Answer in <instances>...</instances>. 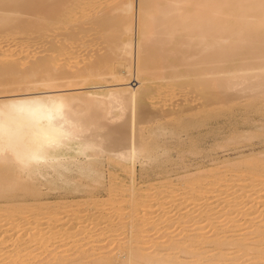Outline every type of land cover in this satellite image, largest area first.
Returning a JSON list of instances; mask_svg holds the SVG:
<instances>
[{"label": "bare ground", "instance_id": "6f19581e", "mask_svg": "<svg viewBox=\"0 0 264 264\" xmlns=\"http://www.w3.org/2000/svg\"><path fill=\"white\" fill-rule=\"evenodd\" d=\"M19 33L37 35L39 52L15 58L18 48L0 45V231L18 226L31 201L56 218L51 191L104 190L110 201L123 194L127 212L91 227L123 221L127 243L121 256L74 245L39 262L27 245L47 248L62 232L28 240L44 229L34 223L7 264H262L264 158L236 157L224 174L197 166L179 182L172 174L188 153L213 150L215 106L264 103V0H0V34Z\"/></svg>", "mask_w": 264, "mask_h": 264}, {"label": "rangeland", "instance_id": "374dc122", "mask_svg": "<svg viewBox=\"0 0 264 264\" xmlns=\"http://www.w3.org/2000/svg\"><path fill=\"white\" fill-rule=\"evenodd\" d=\"M62 25L64 26L63 23H61V26ZM58 26H60V25H58ZM19 35H24L26 37V39H28L29 43L28 42L26 43L27 40L24 37H20ZM29 35L31 36V35H33V33H29V34H24V33L20 34L19 33L18 35L12 34V36H14L15 38H18V36H19L18 39H13V37L10 35L8 38V37H6V36H8L7 34H2V35L0 34V45L4 44V42H6L7 44L9 43L10 45H14L16 47L15 51L18 48L17 50H19V51H17V52L18 53L20 52V54L15 58H19V57L22 58V56H26L27 54L30 55L31 53L37 52V51H32V50H35L37 48L36 47V39H35V38H37L36 37L37 35L35 36V34H34L32 36V39L35 40V42L31 39V43L29 40V38H31V37H28ZM34 36H35V38H34ZM4 38L5 39L8 38V39L5 40ZM21 38H23L25 40L22 41L23 39H21ZM11 39H13L14 41ZM21 43H22V45H21ZM36 56L38 57L37 54H36ZM29 60H32V59H29ZM136 83L137 82L134 81V78H133L131 83H129V84L131 86V84L135 85ZM93 89L98 90L99 87L95 86ZM170 89H173V87L166 88V90H170ZM250 102H253V101L245 100L244 98H242L241 100L239 99V100H235L233 102H230L227 107L224 105H220V106L217 105L214 107L215 110L213 109L214 111L212 113V117L210 118V120L213 123L212 128L215 131L216 137H215L214 145L212 144L213 150L212 151L209 150L212 152V153L209 152V154H211V155L208 154V152H207L208 150H200V152L195 153V154L188 153V155L185 158H183L184 161H186V163L189 165L187 167L188 170H187V168L184 167L185 169L178 170L176 172L177 174L176 173L172 174V179H174L175 182H179V181H177L178 179H180L179 177L183 178L184 175H185L184 177H186L187 173L192 174L195 171H197L195 169V167L197 168V166H199V167L201 166L204 168V167H210V166H213L216 164L215 169L217 171V174H220V173L224 174L226 172L229 173V170L231 171L233 169L232 168L233 166L232 167L228 166V163L230 160H233V159L235 160L237 158H240L241 156L245 157L249 160L251 159V156L255 157V158H257L259 156L260 159L264 158V107H263L264 103H263V100L260 101L259 103H256L255 105L253 103L251 104ZM231 140L233 143L231 142ZM191 156H193V157H191ZM259 157L257 158L258 160H259ZM249 160L245 161L248 163L247 167L254 168L256 166V165H254L255 163H252ZM260 163H262V164L259 165V167L256 166L257 169H259L260 167L263 168L264 162L261 161ZM224 166H227V167H224ZM244 166L245 165L240 164V167L239 166L238 167H239V169L240 168L243 169ZM222 167H224L225 169H222ZM230 168H232V169H230ZM256 168H254L253 170H255ZM189 169H190V171H189ZM217 169L218 170L220 169L219 170L220 173ZM257 169H256V173H258V172L260 173L261 170H257ZM138 170H140V167H138ZM233 170L231 172H233ZM262 170H264V168ZM178 172H180V174ZM251 172H252V170H251ZM140 174L141 173H139V175ZM248 174H250V173L246 174L247 178L249 176H251V175L248 176ZM260 174H262L261 178L263 181L264 180L263 179L264 178V171H263V173H260ZM120 176H122V177L119 178L118 182L116 181L117 183H119V181L121 182L123 177L126 179V177L123 176V174ZM141 176L142 175L139 176V180H138V182H140V183L142 182V180H140ZM252 176H255V174H253ZM252 176H251V178H252ZM253 178H255V177H253ZM125 179H123V180H125ZM224 180H227V179H224ZM124 182L127 183L128 182L127 179ZM138 188H140V186ZM263 188H264V186H263ZM62 191H64V190L51 191V193L49 195L45 196L46 198L49 199V200H47V202L45 204H46V206H49L50 204H51V206H53V205L57 206V208H58L57 212L59 213V215L54 219H56V220L60 219V218H62L68 214V216H70V218H71V221H69L68 223H62L61 224L62 221L56 222L54 219L48 220L50 217V215H49L50 210L48 208H50V206L45 207V209L43 207V209H44V211H43V209H41V208L39 209L38 207H35V209H34V206L30 205V204H32L33 201H31V203L29 202L30 204L25 203L24 204L25 211L32 209V210H30L29 214L27 212L25 214H18L16 217H14V218H16V220L19 218L18 221H20L22 226L19 223L18 226H16L14 228L15 230L14 229H12V230L5 229V230L0 231V236L2 234V237L0 238V240L2 241V242L0 241V245H1L0 248H4L5 251H8L9 249L10 250L12 249V245H13V249L11 250L12 252H10L6 256L0 258V264H7L9 260H11L12 258H15L16 251H14V249H15L14 245L17 244V241L19 239L18 237H20L22 234H25V231L22 232V230H25V229H22L24 227L23 225H25L26 227H28V226L32 227L31 224H34V223L43 224V226H44L43 230L44 231L41 230L39 233H32V232L29 233L30 236L27 237L28 240H31L30 237L33 236V238H34V236H35L36 238H42L43 237L44 239L42 241H46L51 237V236L48 237L49 235H52L56 232H59V233L62 232V234L58 237V239L56 238V240H54L53 245H52V243H48L49 245L46 244L47 248H45L44 245L42 246V243L38 244L37 246L35 245V243H32V244L29 243V245H27L26 248L30 247V249H28V253L31 255L30 258L36 256L39 258V259H37V261H39V262H42V261L45 262L46 260H48L50 257V254L53 252V250L54 251L58 250L57 252H61V251H63V252L67 251L68 252V250L70 251L71 247H74V245L76 247V249H75L76 251H78L81 247L86 246V245H88L89 247L93 246L94 247L93 254H96V256H97L100 253H102V255L103 254L106 255L109 253V250H114L116 248H119V245L121 248V246H123L127 243V237H126L127 236V234H126L127 233V227H126V225L124 227L123 221H120V223H117L116 227L114 226V227H112V229L110 228V230L105 229V228L100 229L99 227H98V229L97 228L92 229V227H91L94 222H97V220H98V223L101 220H102L101 222L103 223V221H106L108 219H111L112 221H113V219L115 220L116 216H118V215H119V217H122V218L125 217V213L127 212V209H126L127 207L125 208L123 205H121L119 203L123 199V197H122L123 194H121V196H120V193H117V196L115 195L116 197L114 196V198L111 199V201L113 200L112 202L115 203L116 205H114V204L112 205V203H111V205H109L111 201L109 200V197H107L108 193L104 190L103 191L101 190L102 192L99 191V193H98V191H95V192H92L91 194H89V193L83 194L84 192L82 194L81 193H71V192H66V191H64L65 193H62ZM68 195L70 197H68ZM72 195L74 196V198ZM92 195L95 197H93ZM64 196L66 198H70V199H60V200L57 199L59 197H64ZM118 196H120V197H118ZM261 197H262V199L264 198V189L262 190ZM70 201H72V203H69V204L66 203V202H70ZM117 201H119L118 204L116 203ZM61 204H64V205L62 206ZM66 204L70 206V209ZM87 204H89L90 207L91 206L94 207L93 209H95L96 211H100L101 209H106V208H109V209H108V211L106 210V212H107L106 215H103V217H100L97 215L98 213H96L95 210L90 211V212L86 211V209L90 208ZM90 204H92V205H90ZM31 206H33V207H31ZM114 206H115V209H114ZM119 206H123L122 208H125L126 210L125 209H123V211L119 210ZM60 207L62 209H60ZM262 208H263L262 210H264V206ZM117 210H119V211H117ZM122 213H124L123 214L124 216H121ZM112 217H113V219H112ZM263 218H264V213H263L262 219ZM86 219H87V221L84 222L87 225L86 227H84L82 229L78 228L77 231L74 232V234H71V235L69 234L71 231L70 228H72L73 225H75V223L78 222V220L84 221ZM47 222L49 224H47ZM121 222H123V224ZM104 223H103V225H104ZM103 225H101L100 227H102ZM19 226H21V227L19 228ZM65 227H67V228H65ZM65 229H66V231H65ZM6 232H7V235L10 234V232H11L12 236L10 235L11 236L10 238H9V236L6 237ZM67 232H69V233H67ZM64 233L67 236L64 235ZM106 233H109L108 235H106V237H104L105 235L101 236L102 234H106ZM81 234H85V235H87V237L84 236V239H81V238H83V236L80 237ZM62 235L64 237H62ZM103 237H104V239H103ZM125 241H126V243H125ZM13 243H15V244H13ZM122 243H123V245H122ZM50 244H51V246H50ZM105 246L109 247V248H107L108 251L101 250V248L105 249L106 248ZM103 251H105V252H103ZM115 252H116V254H114V251H113L114 256H119V255L121 256V254H122L117 249L115 250ZM70 254H71V252H70ZM118 260L120 261V259H118ZM248 263H249V261L247 262V264ZM261 263L264 264V260L261 261Z\"/></svg>", "mask_w": 264, "mask_h": 264}]
</instances>
